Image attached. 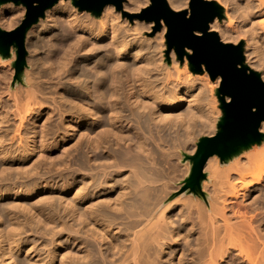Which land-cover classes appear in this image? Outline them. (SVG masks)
I'll return each instance as SVG.
<instances>
[{"label":"bare ground","instance_id":"6f19581e","mask_svg":"<svg viewBox=\"0 0 264 264\" xmlns=\"http://www.w3.org/2000/svg\"><path fill=\"white\" fill-rule=\"evenodd\" d=\"M212 1L226 19L210 30L244 39L264 70V0ZM146 5L96 17L58 0L27 31L32 70L11 75L0 52V94L16 89L0 95V264H264V143L209 157L199 185L194 164L184 177L165 169L167 146L196 152L220 119L196 104L203 81L146 36L153 22L122 16ZM24 11L2 3L0 27ZM176 182L189 196L174 198Z\"/></svg>","mask_w":264,"mask_h":264},{"label":"water","instance_id":"95a60500","mask_svg":"<svg viewBox=\"0 0 264 264\" xmlns=\"http://www.w3.org/2000/svg\"><path fill=\"white\" fill-rule=\"evenodd\" d=\"M57 1L58 0H0V5L2 3H14L17 5L22 4L26 8L25 17L17 27L12 30L0 28V52L7 55L12 46L16 47V61L14 63L16 75L20 73L21 69L26 64L27 51L25 40L27 31L44 17L45 11L51 8ZM123 1L124 0H73V3L80 11H88L94 15H100L106 5L113 4L117 9H120ZM165 4H168L167 0H157L155 7L148 5L135 16L139 20L155 22L157 28H160V24H158L157 21L167 16ZM149 8H151V10H149ZM167 11L172 12V15L167 16L164 23L167 27L166 39L168 49H174L181 59L184 56L188 58V55L184 54V50L189 43L187 36L189 25L177 19V17L186 10H180L178 12L169 7ZM222 16L223 8L219 4L212 0H203L202 5L198 9V16L194 22V27L196 29H205V25H207V30L198 47L205 52L212 51L219 65L231 66L235 63L236 67L242 70L249 79L241 80L239 78H233L231 87L226 89L225 92H221L223 81L221 80L220 82L218 92L223 116L219 122V131L212 136L201 138L198 142L195 154L191 157L194 164V184L197 185H199L204 175V166L209 157L216 154L220 156V158L226 159L235 154L234 152L237 150L242 149L241 146H251L254 143H260L263 138V133L260 129H257L255 133L251 131V122L246 113L248 104H254L257 106V113L264 114V112H262V107H264V105H262V101H264V89L260 87V85H264V80L258 72L250 69L244 64L243 43H225L220 40L217 32L210 30L209 24L215 20V18L221 19ZM209 17H211V19H209ZM217 45H219V47H217ZM190 55L195 56V53H190ZM201 59H203V57H197L195 59L188 58L193 72L200 73L205 70V66L200 63ZM207 73L212 79V74L210 72ZM229 90L241 97L240 104L232 101L231 97H228L229 99L227 100L226 92ZM263 122L264 121H262L261 124Z\"/></svg>","mask_w":264,"mask_h":264},{"label":"rangeland","instance_id":"374dc122","mask_svg":"<svg viewBox=\"0 0 264 264\" xmlns=\"http://www.w3.org/2000/svg\"><path fill=\"white\" fill-rule=\"evenodd\" d=\"M124 2H125V0L123 1V3H122V6H123V4H124ZM189 2H190V0H189ZM12 4H14V3H12ZM15 5H17V4H15ZM150 5V4H149ZM121 6V8L120 9H117L116 8V6H115V8H116V10L117 11H122V9H123V7ZM18 7H23V8H25L22 4H19L18 5ZM222 7V6H221ZM145 8V7H144ZM223 8V7H222ZM143 9V8H142ZM141 9V10H142ZM141 10H140V12H141ZM182 10H186L185 8L184 9H182ZM140 12H134V13H130V12H122V16H127V17H129V20L131 19V22H134V20L135 19H138L135 15L136 14H138V13H140ZM25 13H26V8H25V11H24V16H23V19H24V17H25ZM94 15V14H93ZM94 16H96V17H99L100 15H94ZM22 19V20H23ZM215 19H217V18H215ZM225 13H224V8H223V16H222V18L220 19L221 20V22L223 23L224 21H225ZM21 20V21H22ZM142 21H144V20H142ZM214 21V20H213ZM146 22V21H145ZM21 23V22H20ZM148 23V22H147ZM163 25H165V24H163ZM163 25H160V28H157V25L155 24V22H153V26H152V28H151V30L150 31H148L147 33H146V36H148L149 38H154V36L155 37H157L158 38V40H161V42L164 44V46H165V48H164V57L166 58V62H167V64L171 67L172 65V63H173V54L175 55V60L177 61V66H178V68H179V71L181 72V70H182V72L181 73H183V74H185L184 72L186 71V73L187 72H189V74L192 76V77H195V78H197V79H199V80H202L203 81V90L201 91L200 90V92L199 91H197L196 93H197V97L195 96V98L197 99V101H196V104L197 105H199V103H200V105L201 106H203L205 109H207L208 111L209 110H211L212 111V113H210V114H212L211 116H213V117H215V119H220L221 120V117L223 116V111H222V109H221V102H220V100H219V92H218V90H219V87H220V83H218V81H214L213 79H211V77L209 76V74L205 71V70H203L202 72H200V73H195V72H193L192 70H191V66H190V63H189V60H188V58L186 57V56H184L182 59L177 55V53L175 52V50L174 49H171V50H169L168 49V46H167V39H166V33H167V27H166V32L165 33H163ZM18 26V25H17ZM16 26V27H17ZM166 26V25H165ZM1 28V27H0ZM2 29H4V30H6L5 28H2ZM14 29V28H13ZM12 30V29H11ZM216 32V31H215ZM217 34H218V32H217ZM219 35V34H218ZM220 38V37H219ZM221 40V39H220ZM222 41V40H221ZM229 43V42H228ZM232 44H240V43H243V54H244V58H245V60H244V64H246L250 69H252V70H254V71H256V72H258L260 75H261V78L264 80V70L263 69H261V67L258 65V60L257 59H254L253 58V56L251 55L250 57H249V54L251 53V51H252V49H251V51H250V49L249 48H247V45H246V43H245V40L244 39H241V40H239L237 43H233V42H231ZM25 47H26V51H27V57H26V64H25V66L21 69V71H20V75L21 74H25V72H27L28 70L30 71V70H32V67L29 65V64H27V59H28V56H36L35 54L36 53H33V52H31V51H28L27 50V46H26V43H25ZM249 49V50H248ZM11 50H13V52H14V55H15V57H12L11 55H10V53H11ZM11 50H10V52H9V54H7L6 55V58H5V63L6 64H4V65H2L1 66V64H0V66L1 67H3V68H6L7 67V65H8V67H7V71L8 70H12L11 72H10V74L11 75H13L14 73H15V69H14V63H15V61H16V47L15 46H12L11 47ZM175 52V53H174ZM250 52V53H249ZM32 53V54H31ZM38 55V54H37ZM253 59H252V58ZM172 58V59H171ZM9 59V60H8ZM248 59L250 60L251 59V61H250V63L248 62ZM27 66V67H26ZM13 68V69H12ZM184 71V72H183ZM13 72V73H12ZM19 75V76H20ZM186 75V74H185ZM220 82H221V80H220ZM18 85H19V88H21V87H23V89H21V91L23 90H25V86L23 85V84H21V83H18L17 84V87H18ZM6 85H4V87L3 86H1V89H3V88H5L4 90H2L1 91V93H3V91H5V92H7L8 91V89H6V87H5ZM205 87H206V89H205ZM19 90L20 89H18V92H19ZM205 90H206V92H205ZM16 92V89H14V88H12L11 90H10V92ZM22 91V92H23ZM5 92L3 93V94H5ZM12 92L10 93V94H8V92L5 94L6 96H8V95H11L12 94ZM17 92V93H18ZM205 92V93H204ZM200 94H202V95H200ZM1 95V94H0ZM5 95H1V97H5ZM12 96V95H11ZM201 96H202V99H201ZM200 97V98H199ZM205 97H206V99H205ZM203 99H205V100H203ZM208 100H209V102H211V103H209L208 102ZM200 101H202V102H200ZM208 103V104H207ZM209 104H211V105H209ZM199 105V106H200ZM208 105H209V108H208ZM213 106H214V108H213ZM184 108V107H183ZM219 111V114H217V113H215L217 110ZM216 110V111H215ZM214 111V112H213ZM217 111V112H218ZM210 112V111H209ZM217 114V115H216ZM222 114V115H221ZM215 115V116H214ZM212 118V117H211ZM262 125V124H261ZM262 133H263V138H262V140H261V142L260 143H254V144H252L251 145V147H247V149H240L239 151L240 152H238V153H235V154H233V155H231V156H234V157H236V156H239V155H243V154H245V153H248V151H250V150H252L253 148H255L256 146H261L262 147V145L261 144H263L264 143V131H261ZM205 136H211V135H204V134H202V135H199L198 137H197V139H196V143H198L199 141H200V139L201 138H203V137H205ZM155 146V145H154ZM168 148V146L165 148V152H166V154L167 155H165V156H175V159H174V157H168V163H172L171 165H169L168 163H167V165L165 166V169L167 170V168H168V170L169 169H171L172 167L171 166H173L175 169H176V172H179V173H177V177H181L182 175H183V177L187 174V172L189 171V166H191V164H193V161L191 160V157L195 154V152L194 153H191L190 152V150L191 149H189L188 151H186V150H184V152L185 153H180L181 151H178V150H175L174 151V149H173V151L171 150L172 148H170V150H168L167 149ZM250 148V149H249ZM169 151V153H167L168 151ZM163 151L164 150H162V153H163ZM171 151V152H170ZM164 152V153H165ZM175 154H173V153ZM170 153H172L171 155H168V154H170ZM230 156V157H231ZM230 157H228V158H226L225 160H227V159H229ZM233 158V157H232ZM171 159V160H170ZM173 159V160H172ZM178 162V163H177ZM175 164V165H174ZM169 165V166H168ZM177 165V166H176ZM182 165H183V167H182ZM169 167H171V168H169ZM186 167V168H185ZM180 168V169H179ZM184 168V169H183ZM173 169V168H172ZM183 169V170H182ZM167 170V172H169ZM174 170V169H173ZM182 172V173H181ZM178 174L180 175V176H178ZM182 177V178H183ZM203 178H205V176L203 177ZM180 182V181H179ZM179 182H176V185L177 186H179V188L180 189H176L177 191H179V192H177L176 194H175V197L174 198H177V197H179V198H186L185 196H189V194L188 193H185V192H182L183 191V187L181 186V184H179L178 185V183ZM176 187V186H175ZM173 198V199H174ZM242 200V199H241ZM241 200L239 201V202H241ZM238 202V203H239ZM241 204H243V203H241ZM240 203H239V205H241ZM242 207H245V205L243 204V205H241Z\"/></svg>","mask_w":264,"mask_h":264},{"label":"snow or ice","instance_id":"6c2138e0","mask_svg":"<svg viewBox=\"0 0 264 264\" xmlns=\"http://www.w3.org/2000/svg\"><path fill=\"white\" fill-rule=\"evenodd\" d=\"M157 0H149V4L151 7H155ZM203 0H190V2H185L184 8L186 11H183L177 19L182 20L186 25H189L187 36L189 43L187 44V48L184 50V54L188 55L189 59H195L197 57H203L200 60V63L205 66V70L212 74V79L214 81L222 80L223 86H221V92H225L226 89H229L232 84L233 78H239L241 80H247L248 77L245 76V73L236 67V64L233 63L231 66H222L219 65L216 61L215 54L212 51H202L198 45L202 42V37L205 35V31L207 30V25H205V29H196L194 27V22L198 16V9L202 5ZM148 5H146L147 7ZM170 5L165 4V9L167 12V16H171L172 12L167 11ZM151 10V8H149ZM176 11H180V9H176ZM159 19L157 21L158 24L163 25L165 23V19ZM211 19V17H209ZM264 24V21L261 22ZM166 30V29H162ZM210 31V30H208ZM219 47V45H217ZM190 53H195V56L190 55ZM262 89H264V85H260ZM227 97H231L232 101H235L237 104L241 103V97L234 93L233 91L226 92ZM262 105H264V101H262ZM262 112H264V107H262ZM247 117L251 122V131L255 133L257 129H261V122L264 121V114L257 113V106L254 104H248L247 106Z\"/></svg>","mask_w":264,"mask_h":264}]
</instances>
